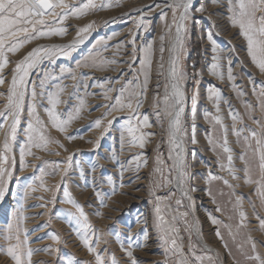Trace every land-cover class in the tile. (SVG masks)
<instances>
[{
  "label": "rangeland",
  "instance_id": "374dc122",
  "mask_svg": "<svg viewBox=\"0 0 264 264\" xmlns=\"http://www.w3.org/2000/svg\"><path fill=\"white\" fill-rule=\"evenodd\" d=\"M76 2V0H70ZM160 4V8H151L146 6ZM120 6L110 9L90 12L85 16L76 18L69 17L63 22V26L67 32L63 36H51L41 38L31 44L26 45L15 55L9 54V59L12 61L8 68L4 70L6 81L11 80V70L17 60L21 59L31 48L37 45H65L73 42L77 37V31L89 23L94 22V27L87 34V39L78 44L76 49L69 56L58 54L54 57L55 63L45 60L36 70L38 73L49 72L52 75H58L60 68H70L77 75V81H73L67 74L61 80V83L67 85L66 92L62 99L69 106L78 103L75 96L70 98L73 93V85H77L78 81L83 79L89 85L105 83L106 87H120V83H115V78L120 75V69L125 70L123 79H131L132 73L127 71L128 65L121 63L111 65L108 70H98L92 67H77V62L81 64L85 62L92 63L91 58L85 61V57H89L90 53L95 55L99 53V57L107 59H117L130 61L132 57L130 53L133 45L129 43L135 37V46L139 49L148 43H153L154 46V61L152 65V78L147 91V98L144 101L143 107L140 109L142 113L149 116V121L152 125L150 128L144 129L145 132L155 133L151 136L150 143L141 150L139 147H129L127 143V134L125 133V142L121 144V128L124 123V117L128 115L127 111L113 112L111 116L106 117L102 121L100 128H96L94 121L105 113L104 107H97L109 103L103 99V90L99 87L90 86L87 88V94L83 84L78 85L76 95L84 97L86 101L85 110L81 113L79 119L67 128L66 132H59L55 128L49 127L48 134L55 140H58L63 147L57 144H50L49 151H37L36 155L41 159H36L33 156L26 157V166L22 168L20 162V147L25 142L23 129L28 121V104L29 97L25 99V111L21 119L20 130L17 134V139L13 143V155L15 156V166L11 167V177H6V192L4 199L0 201V232L6 228L10 220L13 219V213L18 218H23L21 222V239L24 238L23 231L29 233L28 239L31 241L30 246L33 249L44 248L46 245H52L54 249H58L52 255L47 252H35L32 260L33 264H68L70 260L75 258L77 261H90L92 257L87 250L82 247L79 238L72 232L69 224L65 219L59 218L64 216L65 210L70 208V205L62 204L59 201L62 199V188L59 192H55L56 203L53 205V191L45 192L39 187V181L35 180V176H39L36 167L41 165L42 161H60V168L55 174L50 165L45 166L44 180L49 188L61 183L62 177L66 181L67 187L72 192L77 201L84 207L85 213L89 217L90 223L99 229V234L102 236L100 248H104L103 239L108 241L105 256L109 257V253H114L119 264H129L128 257L121 250L120 242H124V247L128 248L129 244L127 237L133 236L142 247H133V256L137 260V264H173V259L170 254L165 255V248L162 245L157 230L155 228V213H154V197L150 196V189L154 187L153 181L158 180V176L153 175L155 167L154 159L156 156L157 145L159 151L164 153L165 158L168 153L167 144V120L163 119V126L157 120L155 109L152 107L153 95L156 92L157 83L160 84L159 92L161 96L164 94V76H157L159 63V37L165 31L164 22L160 18L161 9L168 12V20H171V11L164 7V0H119ZM203 6L204 11L196 9ZM143 9V13L136 11ZM143 15L145 22L148 24L147 30L137 28L136 24L139 18ZM229 13L226 3L213 4L210 0H194L191 10V19L188 23V34L185 39V51L182 63L185 71L189 74L193 71L201 73L199 79V99L196 113V139L198 143L191 144V119H190V100L186 104L185 114L183 116L184 127L188 130L189 138H186L187 147V172L184 188L188 191L187 197L181 196V191L177 189L176 183L173 182L167 188H160L156 194L161 197H168L169 191L175 194L166 200V203L171 207L166 214V218L171 222V217H177L175 226L179 228V235L182 237L185 252L188 251L189 236L191 242L197 246L198 254H210L214 257L215 264H253L252 261L245 259V253L251 254V245L248 241L249 236L255 242L257 251L264 256V230L259 227L260 217H264V207L261 206L260 199L255 191V185H249L244 182L243 163L239 160V155L242 151L241 146L236 143V137L232 135V121L228 115L229 104L237 110L243 117L244 123L250 127H256L252 120L248 119L242 100H247L253 105H257V99L252 94V85L250 81H255L257 85L264 81V74L248 59L245 58L244 63L251 67V71L244 72V66L238 65L237 59L229 52L226 46H229L224 36H227V23ZM228 20V21H227ZM230 23V22H229ZM213 33V39L216 41L217 53L221 57L220 63L222 71L225 73V79L220 80L210 74L209 65L213 62L214 55L212 51V43L207 39L208 32ZM174 32V29H173ZM234 36L229 39L233 40L236 46H240L241 52L247 51V44L244 38L239 34V29L233 30ZM221 33V34H220ZM225 33V34H224ZM116 34V35H113ZM224 35V36H223ZM112 37V39H107ZM228 37V36H227ZM101 38H104L108 45L107 51L97 44ZM121 41L124 42L123 47L118 55L115 45ZM96 46L95 50L93 46ZM246 45V47H245ZM228 51V52H227ZM137 55H142L138 52ZM168 53H164L165 69H167ZM232 61L233 72L236 76L235 84L242 88L247 95L238 98L236 92L232 88V82L227 80V63ZM243 63V64H244ZM139 67V63L133 65V68ZM115 69V70H113ZM82 74H84L82 76ZM33 81H37L39 77L33 75ZM142 79V77H141ZM244 79V80H243ZM112 80L113 83L108 81ZM215 86L222 93V101L220 103V114L223 116L224 123L229 127L228 140L229 146L233 149V166L236 170V175L239 179H233L227 171L226 154L217 147L213 151L209 145L206 136L213 134L214 139L221 138V130L219 125L215 128L209 120L205 118V112L213 115L216 114L213 102L208 99L207 89ZM31 85H29V88ZM8 88V83L0 86V92H5ZM185 90L190 97L193 91V81L189 79L185 84ZM39 92L40 89L37 88ZM95 93V95H93ZM110 95H116L115 92ZM39 114L42 119L47 122L48 118L43 111V107L47 105V101H38ZM4 101L0 98V108H3ZM61 113L65 111V105L61 104L58 109ZM253 115L256 118L264 119V114L261 113L259 107H256ZM117 117V119L108 132L101 134L103 129L108 127L107 121ZM237 127H241L237 124ZM68 136H75V139L69 140ZM99 140V147L97 141ZM3 141V132H0V145ZM67 149V151H65ZM123 149V150H122ZM143 151L145 153L148 164L147 167L141 166L137 171L134 164H128L131 156ZM193 151L195 155L193 156ZM59 152V155L54 153ZM74 154V155H73ZM118 157V161L113 159V156ZM72 155L73 159L69 167L64 161L68 156ZM170 163V162H169ZM220 163H224L226 168L221 170ZM123 164L127 171L121 175L120 165ZM95 165V170H93ZM68 167L67 175L64 174V168ZM209 172L214 175L223 177L229 180L234 185V188H229L223 184L221 180L209 181ZM111 177L116 191L112 194L113 185L108 183L107 178ZM255 176V171H254ZM139 177V178H137ZM87 182V183H86ZM32 183L37 191L32 192L27 189V185ZM123 187H120V184ZM93 187L97 191L105 194L106 207L101 206L99 200L94 194ZM192 189H195L194 191ZM27 191V196L25 195ZM211 192V195H209ZM40 197H43L41 199ZM190 197V199H189ZM183 199L182 206L177 207L176 199ZM237 198L242 201V208L236 205ZM46 204V207L39 205ZM255 204V211L253 210ZM220 208L221 211H217ZM244 211L247 215L245 227H238L240 223L239 211ZM188 212V216L183 217L184 212ZM100 212L102 215H96ZM215 217L221 223L213 224L209 216ZM139 221V222H137ZM228 225V227H225ZM231 229V234L229 233ZM147 230V239L143 236V231ZM219 229L223 240L216 235ZM58 233L62 242L55 244L48 238L49 234ZM42 237L43 239H37ZM227 243V248L224 246ZM203 244V245H202ZM5 241L0 237V246H4ZM217 248L215 252L206 253L205 246ZM243 245V252L240 247ZM0 264H13V262L0 252ZM204 264H208L207 261Z\"/></svg>",
  "mask_w": 264,
  "mask_h": 264
},
{
  "label": "snow or ice",
  "instance_id": "6c2138e0",
  "mask_svg": "<svg viewBox=\"0 0 264 264\" xmlns=\"http://www.w3.org/2000/svg\"><path fill=\"white\" fill-rule=\"evenodd\" d=\"M213 4L226 3L227 11L229 13L228 19L232 27L239 29V34L244 38L247 44V54L252 63L264 74V0H210ZM194 0H164V7L171 11V20H168V12L161 9L160 18L164 22L165 31L159 37V63L157 69V76H164V94L161 96L159 92L160 84L157 83V90L153 95L152 107L155 109L157 120L163 126V119L167 120V144L168 153L165 158L164 153L159 151L157 145L156 156L154 159L155 167L153 175L158 176V180L153 181L154 187L150 189V196L154 197V213H155V228L159 235V239L165 248L166 257L170 256L173 259V264H215L214 257L210 254H198L197 246L191 242L189 236L188 251L185 252L182 237L179 235V228L175 226L176 216L171 217V222L166 218V214L171 205L166 203L175 193L169 191L168 197H161L156 194L160 188H167L173 182L176 183L177 189L181 191L182 197L188 196V191L185 190L184 185L187 172V147L186 138H189L188 130L184 127L183 116L185 114L186 104L190 100V119L191 123V136L190 143H198L196 139V113L199 99V77L201 73L193 71L189 74L185 71L182 63L185 51V39L188 34V21L191 19V10ZM120 6L119 0H0V86L8 83V88L5 92H0V98L4 101L3 108H0V132H3V141L0 145V201L4 199L6 192V177H11L12 173L9 170L15 166V156L13 155V143L17 139L18 131L20 130L21 119L25 111V99L29 97L28 104V121L26 127L23 129L25 142L20 147V162L22 168L26 166V157L33 156L36 159H41L36 155L37 151H49L50 144H57L60 147L58 140L53 139L48 134V128H55L59 132H66L67 128L73 121L80 118L81 113L85 110L86 101L84 97L76 95L78 85L83 84L85 94L87 88L90 86L99 87L103 90L102 95L105 101L109 103L98 105L97 107H104L105 113L94 121L96 128H100L102 121L111 116L115 112L127 111L128 115L124 117V123L121 128V144L125 142V133L127 134V143L129 147H139L143 150L148 143L150 137L155 133L145 132L144 129L152 127L149 116L142 113L140 109L144 105L147 98L148 87L152 78V65L154 61V46L153 43L145 44L139 49L135 46V37L129 43L133 45L130 56V61H123L117 59H107L99 57V53L93 55L90 53L89 57L84 60H92L91 64H81L77 62V67H92L98 70H108L111 65L126 63L128 65L127 71L132 73L131 79H123L125 70L120 69V75L115 78V83H120V87H106L105 83L89 85L83 79L78 81L77 85H73L74 91L69 94L70 98L75 96L78 103L69 106L68 103L62 99L66 92L67 85L61 83L65 74H67L73 81H77V75L70 68L61 67L58 75H52L49 72L38 73L36 70L45 61L55 63L54 57L58 54L69 56L74 51L78 44H82L87 39V34L94 27V22L80 27L77 31L76 39L65 45H37L31 48L21 59L17 60L11 70V80L6 81L3 73L12 61L9 59V54L15 55L26 45L33 43L41 38L51 36H63L66 34L67 29L63 26V22L69 17H82L90 12L102 11L112 7ZM149 10L151 8H160L159 3L146 6ZM197 11H204L203 6L196 9ZM136 11L143 13V9ZM137 28H144L147 30L148 24L145 22L143 15L139 18L136 24ZM174 29V32H173ZM116 35V34H113ZM107 39H112L108 37ZM207 39L212 43V63L209 65L210 74L220 80L225 79V73L222 71L220 63L221 57L216 55L218 49L216 41L213 39V33L208 32ZM105 51L108 45L104 38L97 41ZM118 55L123 47L124 42L121 41L115 45ZM96 46H93L95 50ZM140 52L142 55H137ZM168 53L167 69H165L164 53ZM139 63V67L133 68V65ZM115 70V69H113ZM37 75L39 79L33 81L31 77ZM84 74H82L83 76ZM227 80L232 82V88L236 92L238 98H242L247 93L235 84L236 76L233 72L232 61L227 63ZM142 77V79H141ZM191 79L193 81V91L189 97L185 90L186 82ZM110 84L112 80L108 81ZM252 94L257 99V105L251 104L247 100H242L244 109L248 113V119L252 120L256 127H250L244 123V117L235 110L229 101L224 100L229 104L228 115L232 121L231 132L236 137V143L241 146V153L239 160L243 163L244 182L249 185H255V191L260 199L261 206L264 207V119L256 118L253 113L258 106L261 113L264 114V81L259 85L253 80L250 81ZM29 85L31 87L29 88ZM37 88L40 91H37ZM115 92L116 95L112 96L110 93ZM208 99L213 102L216 114L213 115L205 112V118L209 123L213 124L215 128L219 125L221 130V138L214 139L213 134L206 136L213 151L217 147L226 154L227 171L233 179H239L236 175V170L233 166V149L229 146L228 132L229 127L224 123L223 116L220 114V103L223 99L220 89L215 86L207 89ZM95 95V93H93ZM47 101L46 107L43 111L48 120L45 122L39 114V107L41 106L38 101ZM61 104L65 105V111L61 113L58 109ZM119 118L113 117L107 121L108 127L103 129V134L108 132L109 128ZM240 124L241 127H237ZM75 136H68L67 139H75ZM99 147V140L96 142ZM123 150V149H122ZM67 151V149H65ZM59 155V152L54 153ZM193 156L195 155L193 151ZM74 155V154H73ZM73 156L69 155L67 160L64 161L66 165L71 166ZM113 159L118 161V157L113 156ZM170 162V163H169ZM60 161H42L41 165L35 166L39 176L34 177V181L38 180L39 187L45 192L53 191L55 189L51 203L55 205L56 195L62 188V199L59 201L62 204L70 205L71 207L65 210L62 219H65L69 224L72 232L79 238V242L88 254L92 257L90 261H77L75 258L70 260L68 264H119L114 253H109V257L105 256L108 251V241L103 239L104 248H100L102 236L99 234L100 230L96 229L89 221L88 215L84 211V207L73 196L72 192L67 187L66 181L62 177L61 183L49 188L45 184L44 177L48 173L45 172V166L50 165L53 168L51 174H55L60 168ZM128 164H134L138 171L141 166L147 167L148 159L141 151L140 153L131 156ZM221 170H225L224 163H220ZM121 175L128 169L123 164L120 165ZM95 170V165H93ZM64 174L67 175L68 167L64 168ZM255 171V176H254ZM139 178V177H137ZM209 181L221 180L224 185L229 188H234L229 180L223 177L214 175L209 172ZM108 183L113 185L112 194H115L116 187L109 176ZM87 183V182H86ZM124 185L121 183L120 187ZM27 189L32 192L37 191L36 187L30 183ZM193 191L195 189H192ZM93 191L101 206H107L105 202V194L97 191L93 187ZM27 191L25 195L27 196ZM211 195V192H209ZM43 199V197H40ZM190 199V197H189ZM175 204L177 207L182 206L183 199H176ZM236 205L242 208V201L237 198ZM46 207V204L39 205ZM255 211V204L252 205ZM217 211H221L217 208ZM96 215H102L96 212ZM183 217L188 216V212H184ZM240 223L238 227H245L247 215L244 211H239ZM213 224L221 223L215 217L209 216ZM22 217L18 218L13 213V219L9 221L6 228L0 232V237L5 241L4 246H0V252L6 255L13 264H33L32 257L35 252L44 251L52 255L58 249H54L52 245H46L44 248L33 249L28 239L29 233L27 230L23 231L24 238L21 239V222ZM260 229L264 230V217L257 214ZM139 222V221H137ZM228 227V225H225ZM143 236L147 239V230L144 229ZM231 234V229L229 228ZM216 235L219 239L223 240L219 229ZM55 244H60L62 238L58 233H52L48 236ZM37 239H43L37 237ZM129 244L128 248L124 247V242H120L121 250L128 257L129 264H137V260L133 256V247H142L143 245L138 242L133 236L127 237ZM248 241L251 245V254L245 253V259L252 261L253 264H264V256H262L256 248V244L249 236ZM224 246L227 248V243ZM243 252V245L239 246ZM212 249L207 248L206 253H211ZM167 264V261L165 262Z\"/></svg>",
  "mask_w": 264,
  "mask_h": 264
},
{
  "label": "bare ground",
  "instance_id": "6f19581e",
  "mask_svg": "<svg viewBox=\"0 0 264 264\" xmlns=\"http://www.w3.org/2000/svg\"><path fill=\"white\" fill-rule=\"evenodd\" d=\"M228 21V20H227ZM227 23V27H228V30H227V36H224L225 38V40H226V42L228 43V45L229 46H226V48L228 49V51L229 52H232V54L235 56V58L237 59V61H239L238 62V64H237V66L238 65H241L242 67L244 66V72H249L250 73V71H251V67H249V66H247V63H244V61L243 60H245V58L246 59H248L249 60V62H252L251 61V59H250V57L248 56V54H247V51H245V52H241L242 50H240V46L238 45V46H236V44H237V42H236V44L234 43V41L233 40H231V39H229L230 37H233L234 36V32H233V30L235 29L234 27H232L231 26V24L229 23V22H226ZM238 29V28H237ZM221 34V33H220ZM225 34V33H224ZM243 38V37H242ZM245 47H246V45H245ZM227 51V52H228ZM244 63V64H243ZM244 80V79H243ZM179 190V189H178ZM203 245V244H202ZM205 246V248H211L212 249V252H215L216 250H218L217 248L215 249V248H213V247H209V246H206V245H204ZM222 264V263H221Z\"/></svg>",
  "mask_w": 264,
  "mask_h": 264
}]
</instances>
